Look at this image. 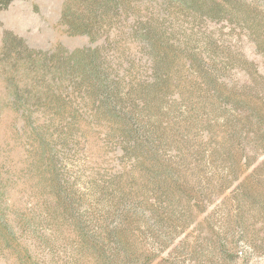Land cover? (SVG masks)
Segmentation results:
<instances>
[{
  "label": "rangeland",
  "instance_id": "1",
  "mask_svg": "<svg viewBox=\"0 0 264 264\" xmlns=\"http://www.w3.org/2000/svg\"><path fill=\"white\" fill-rule=\"evenodd\" d=\"M196 1L130 0L92 41L62 24L75 0H0V264H264V0ZM5 33L100 48L151 140L87 90L54 98L55 69L5 62Z\"/></svg>",
  "mask_w": 264,
  "mask_h": 264
},
{
  "label": "trees",
  "instance_id": "2",
  "mask_svg": "<svg viewBox=\"0 0 264 264\" xmlns=\"http://www.w3.org/2000/svg\"><path fill=\"white\" fill-rule=\"evenodd\" d=\"M132 1L138 3L144 0ZM165 1H175L189 7H196L197 4L196 0ZM75 2V7L71 3H66L61 17L62 24L66 27L68 34L74 37L86 36L92 41H96L100 36H105L104 28L109 25L107 20L110 19V16L119 15V17L125 16L126 18V15H129L127 6L130 0H75ZM204 4L209 6L207 2ZM206 11V15L211 16V18L219 17L225 13L219 5L210 7ZM142 41L144 46L149 47L150 41L147 37H144ZM3 43L5 62H9L15 56L18 60H24L27 67H34L35 65H41L42 67L45 65L47 67V65H50L51 68L55 69L51 75V80L57 84L59 91L69 89L75 93L87 90L85 93L97 106L98 110L104 111L110 119L119 121L121 125L125 126L124 135L126 137L139 144H143L142 135L147 137L146 143L151 140L152 134L145 132L146 127L142 126V122H140L138 112L141 109L136 102L139 100L138 95L131 92V89L125 91L122 88L124 79L113 75L114 73H109V69L104 68V62L101 60L103 54L100 48H84L70 52L64 48H59L56 53L49 55L30 49L23 39H19L11 33H5ZM47 77L49 76L45 73L40 76L39 81L41 82ZM15 80H10L12 92L10 97L13 99L12 102L16 104L18 101L21 102L26 91L24 92L16 86ZM62 94L63 92L56 93L54 98H58ZM47 98H50V96ZM41 100H43V97H40L38 101ZM14 106L16 107V105ZM19 106L23 107L22 104ZM240 106L238 104V108ZM239 109L246 110V106ZM249 110H252V108ZM254 118L260 123L264 120L262 115ZM158 157V155L153 157L155 161L153 170L156 171V175L161 174L159 170L162 167L159 166ZM168 172L171 173V171Z\"/></svg>",
  "mask_w": 264,
  "mask_h": 264
}]
</instances>
